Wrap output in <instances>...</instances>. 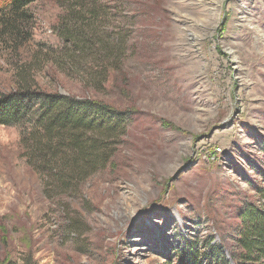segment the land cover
<instances>
[{"label": "rangeland", "instance_id": "374dc122", "mask_svg": "<svg viewBox=\"0 0 264 264\" xmlns=\"http://www.w3.org/2000/svg\"><path fill=\"white\" fill-rule=\"evenodd\" d=\"M71 1L0 28V92L103 100L127 131L69 188L30 159L26 126L0 125V264H189L232 247L264 186V0H74L94 43L74 66L57 28ZM117 37L123 63L104 78Z\"/></svg>", "mask_w": 264, "mask_h": 264}, {"label": "trees", "instance_id": "16d2710c", "mask_svg": "<svg viewBox=\"0 0 264 264\" xmlns=\"http://www.w3.org/2000/svg\"><path fill=\"white\" fill-rule=\"evenodd\" d=\"M35 1L0 0V28L15 32L29 22L32 16L27 9ZM75 5L72 0L57 24L65 45L78 46L77 50L82 53L69 55L71 66L82 61L85 48L88 50L94 45L82 32V27L88 24L84 9ZM115 40L114 46L111 45L104 55L105 63L100 71L104 78L123 63L124 37ZM98 75L99 72L94 78ZM129 117V112L91 97L33 88L0 92V125L26 126L28 132H24L22 138L23 143H31L30 159H34L39 171L54 172L59 182L69 188L107 165L127 131ZM58 163L59 168H55ZM261 174L264 182V170ZM257 190L258 198L247 201L238 214L240 224L233 246L209 243L204 260L191 250L187 256L189 264H202L203 261L208 264H264V186L258 185Z\"/></svg>", "mask_w": 264, "mask_h": 264}]
</instances>
